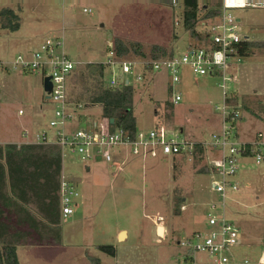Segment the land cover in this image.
Returning a JSON list of instances; mask_svg holds the SVG:
<instances>
[{
  "label": "rangeland",
  "instance_id": "rangeland-1",
  "mask_svg": "<svg viewBox=\"0 0 264 264\" xmlns=\"http://www.w3.org/2000/svg\"><path fill=\"white\" fill-rule=\"evenodd\" d=\"M6 8L19 16L20 29L0 30L3 61L30 55L55 39L63 40L66 55L79 66L106 62L117 39L141 44L145 58L152 56L154 46L181 55L191 43L183 9L149 0H0V10ZM234 13L241 20L242 34L254 46L247 58L234 62L235 69L246 73L242 83L229 88L240 90V97L236 93L244 118L240 135L243 141L253 142L256 133L264 134V8ZM126 57L143 56L131 52ZM127 78L134 87L139 130L163 125L176 132L183 129L197 141L221 131V115L215 108L222 107L223 93L217 78H195L188 69L178 83L165 72L150 76L145 84ZM177 95L181 102L173 105ZM47 98L42 75L0 74V143L34 141L44 131L53 140L56 130L49 124L56 108ZM82 115L86 116L83 123L101 120L102 107L86 106ZM83 123L77 125L83 127ZM23 129L30 133L27 140L22 138ZM120 154L116 161H125L121 172L99 159L87 164L88 173L79 157L66 151L63 167L78 181L80 195L73 216L66 220L56 211L60 246H55V260L60 264H91L94 259L101 264H214L203 253L193 261L180 245L196 232L211 231L209 215L222 214L218 205L222 196L212 188L217 180L206 154L202 159L194 155L142 159L131 157L124 148ZM240 163L243 168L233 179L239 191L227 194L225 216L242 234V246L232 253L239 254V260L256 263L246 250L248 242L258 243L264 230V163L257 165L251 158ZM212 204L218 205L217 210L211 209ZM39 225L46 228L47 222ZM122 230L128 237L119 242L117 233ZM57 235L50 232L38 240H56ZM101 246L113 247L115 256L102 252Z\"/></svg>",
  "mask_w": 264,
  "mask_h": 264
},
{
  "label": "built area",
  "instance_id": "built-area-1",
  "mask_svg": "<svg viewBox=\"0 0 264 264\" xmlns=\"http://www.w3.org/2000/svg\"><path fill=\"white\" fill-rule=\"evenodd\" d=\"M64 2V0H60ZM204 7L198 16L195 26L197 38L181 55L154 58H128L120 56L114 46L108 53V59L102 63L108 72V88L120 89L132 86L131 76L135 84H145L150 76L165 72L174 83L181 82L182 74L188 69L195 78H217L219 88L223 93L222 107L215 110L221 115L222 129L212 134L209 139L197 141L183 129L175 131L163 125L149 131L137 130L132 139L119 129L114 121L103 118L98 121H85L82 112L84 104L70 102L68 96V80L73 71L81 65L68 58L64 50L63 40H47L39 49L30 55L20 54L10 61L0 59V74L20 72L25 74H40L43 81L50 79L51 92L46 93L48 101L55 106V119L49 126L56 130L53 140L48 138L47 132L39 133L34 141L26 145H54L60 148L62 161L66 158V151L75 154L80 161L87 165L95 160L111 163L119 172L123 170L124 162L116 161L122 157V148L129 151L133 158H158L159 156L178 157L191 156L195 146L204 147L207 159L210 160L211 175L216 178L213 190L222 196L218 205L222 208L221 216L209 215V232H196L190 239L180 245L188 249L194 256L199 253L213 258L214 264H250L248 260H236L233 250L242 242L241 233L225 216V200L229 192L239 191L238 184L233 180L243 168L241 160L253 159L257 165L264 163V134L257 133L253 142H245L240 135L239 126L242 122V111L239 104L229 101L236 99V92L231 91L229 84L237 80L234 62H241V50L244 43H250V38L242 34L241 20L235 11L264 8L262 0H191ZM185 0H173L174 8L184 11ZM217 11V14L211 15ZM87 13V11H84ZM47 69L49 72L47 73ZM120 70V73L117 72ZM133 87V86H132ZM173 92V88H171ZM181 102V97L173 99V105ZM23 115V112H19ZM77 123L82 124L77 125ZM73 124L77 126L72 128ZM30 133L25 131V137ZM78 184L65 173L62 168L60 176L59 196L61 201V215L68 219L75 214L79 197ZM216 204L211 205L213 211Z\"/></svg>",
  "mask_w": 264,
  "mask_h": 264
},
{
  "label": "trees",
  "instance_id": "trees-1",
  "mask_svg": "<svg viewBox=\"0 0 264 264\" xmlns=\"http://www.w3.org/2000/svg\"><path fill=\"white\" fill-rule=\"evenodd\" d=\"M155 3L172 5L173 0H149ZM204 11L194 1L185 0L183 11V23L185 30L191 39H196L195 26L198 16ZM217 14V11L211 15ZM20 29L19 16L11 9L0 10V30L16 32ZM116 52L120 56H127L131 52L138 56H145L144 48L139 43L126 44L117 39L113 44ZM252 43H244L241 56L247 58ZM154 58L171 56L174 53L166 48L154 46L151 48ZM108 72L102 63L87 64L79 66L71 74L68 80L69 100L75 104L86 106H101L103 118L113 119L117 127L128 134L132 139L135 137L137 120L134 113V87L128 86L120 89L108 88ZM237 105L238 99L229 101ZM242 108V106H241ZM204 147L200 144L195 146L193 155L202 159ZM63 168L61 150L54 145H0V225L15 228L33 226L31 220H35L34 205L38 204V209L45 217L51 210L56 215L60 209V176ZM209 171H207L208 173ZM42 203V206H41ZM18 216V218H16ZM49 221V220H48ZM36 224H39L35 221ZM50 223V222H49ZM35 227V226H34ZM57 221H55V229ZM58 239V238H57ZM55 243L60 242L59 239ZM38 237L15 234L0 238V264H20L17 257V248L20 245H38ZM102 252L115 256L113 247L101 246ZM91 264H101L94 259Z\"/></svg>",
  "mask_w": 264,
  "mask_h": 264
},
{
  "label": "crops",
  "instance_id": "crops-1",
  "mask_svg": "<svg viewBox=\"0 0 264 264\" xmlns=\"http://www.w3.org/2000/svg\"><path fill=\"white\" fill-rule=\"evenodd\" d=\"M245 73H246V71L240 69V67L236 70L237 80H236L235 84L242 83V78L244 77ZM235 92L238 93L239 94L238 96L240 97V94H241L240 90L239 89L235 90ZM242 119L244 120V118H242ZM25 131H28V130L27 129L22 130V138L27 140L28 138L25 137ZM258 133H261V132H258ZM256 134H255V136H256ZM27 142L28 141L13 143V144L20 146V145L26 144ZM8 144H12V143H0L1 146L8 145ZM86 170L89 173L90 167ZM75 181L78 184V189H79V183L77 180H75ZM59 198H60V196H59ZM41 206H42V203H41ZM31 207L34 209L33 214L36 217L35 220H31L33 226L31 228H30V226H25L24 228L23 227L21 228V227H19V224H17V225H15V228H12L11 225H9V226L0 225V238H4L7 236H11V235L13 236L15 234L29 235V236H32L35 238H37V237L38 238H40V237L44 238V236L45 237L50 236V232H52L53 235L55 232H57L58 233L57 236L59 239V231H55V221H57V226H59V224H60L59 217L58 216L55 217V214L53 213L52 210L49 213V215L47 217H45V215L42 212L43 210L40 211V207L38 209V204L34 205V207L31 204ZM60 213H61V206L59 209V214ZM6 216L7 215H5V217ZM5 217H3V219L0 218V221L3 222L4 219H6ZM16 218H18V216ZM261 220L263 221L262 218H261ZM35 221L47 222L46 228L43 227V225L40 226L39 224H36ZM122 233H125L124 240L120 239V236ZM241 236H242V234H241ZM127 237H128V233L125 230L119 231L117 233V240L119 242L125 241L127 239ZM44 240L42 242L40 241L41 243L38 245H20V246H18L17 257H18L19 263L20 264H55V263L60 264L59 262H57L55 260L56 259V257H55V246H60V243H55V239L52 241H50V240L44 241ZM241 246H242V243H241ZM246 251H248V253L251 255L250 257H252L253 259H256V261H255L256 263H252L249 258H244V261L248 260L250 262V264H264V230H262L260 232L258 243H256V244L252 243V245H251L248 242ZM238 255H237V253H236V256L234 255L236 260L243 262L242 259H240V260L238 259L239 258Z\"/></svg>",
  "mask_w": 264,
  "mask_h": 264
},
{
  "label": "water",
  "instance_id": "water-1",
  "mask_svg": "<svg viewBox=\"0 0 264 264\" xmlns=\"http://www.w3.org/2000/svg\"><path fill=\"white\" fill-rule=\"evenodd\" d=\"M51 89H52V85L50 83V79L49 78H46L44 80V90H45L46 93H48V92H51ZM111 123L112 124L114 123V120L113 119H111Z\"/></svg>",
  "mask_w": 264,
  "mask_h": 264
},
{
  "label": "bare ground",
  "instance_id": "bare-ground-1",
  "mask_svg": "<svg viewBox=\"0 0 264 264\" xmlns=\"http://www.w3.org/2000/svg\"><path fill=\"white\" fill-rule=\"evenodd\" d=\"M124 238H125V233H122L121 236H120V239L124 240Z\"/></svg>",
  "mask_w": 264,
  "mask_h": 264
}]
</instances>
